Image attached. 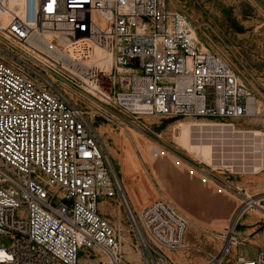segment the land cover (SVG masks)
<instances>
[{
	"label": "built area",
	"instance_id": "1",
	"mask_svg": "<svg viewBox=\"0 0 264 264\" xmlns=\"http://www.w3.org/2000/svg\"><path fill=\"white\" fill-rule=\"evenodd\" d=\"M67 61L85 63L86 80ZM251 95L167 0H0V236L11 239L0 246V264H77L83 251L99 253L97 264H182L176 258L190 248L204 253L202 264H264V248L252 249L254 257L230 253L246 240L239 218L264 209V198L236 187L241 204L232 219L201 229L221 240L219 249L186 244L189 220L170 201L137 209L129 202L88 111L96 101L131 123L186 122L195 139L211 141L220 167L257 174L264 144L241 124ZM105 199L123 208L135 262L124 257L120 228L100 212Z\"/></svg>",
	"mask_w": 264,
	"mask_h": 264
},
{
	"label": "rangeland",
	"instance_id": "2",
	"mask_svg": "<svg viewBox=\"0 0 264 264\" xmlns=\"http://www.w3.org/2000/svg\"><path fill=\"white\" fill-rule=\"evenodd\" d=\"M167 1L170 12L190 18L201 49L221 56L244 80L259 109L257 114L248 110L241 124L264 132V0ZM96 109H101L106 119L97 116ZM88 111L129 202L137 209L156 198L170 201L189 220L186 244L207 252L219 249L221 240L201 229L210 224L220 229L232 219L241 204L236 187H242L240 194L247 190L264 198V194H258L264 193V171L239 174L205 165L178 145L173 137L176 129L167 120L143 116L141 121L131 123L128 117L96 101H91ZM199 169L219 175L230 183L231 189L223 191L209 181L206 183ZM263 203L260 204L264 206ZM99 207L102 215L120 228L124 257L135 262L138 252L128 248L131 241L123 208L109 199ZM262 212L261 207H253L239 218L237 232L246 240L236 249L232 246L231 254L239 250L254 257L253 250L264 248ZM10 243L9 237L0 236V246L7 248ZM179 254L176 259L182 264L205 261L204 253L193 248ZM101 258L95 251H83L77 264H97Z\"/></svg>",
	"mask_w": 264,
	"mask_h": 264
},
{
	"label": "bare ground",
	"instance_id": "3",
	"mask_svg": "<svg viewBox=\"0 0 264 264\" xmlns=\"http://www.w3.org/2000/svg\"><path fill=\"white\" fill-rule=\"evenodd\" d=\"M195 36L196 33L194 32ZM197 37V36H196ZM62 38V37H60ZM60 41H63V38L60 39ZM204 50V47H203ZM206 50V49H205ZM65 66L71 70L74 71L81 79L86 80L88 71H87V65L83 62L78 63L75 61H67L65 63ZM248 109L250 111H253L254 114H257L256 112L258 108V104L256 100L252 97L248 99ZM179 124H177L176 132L174 133V138L178 145H180L183 149H185L187 152L194 156V158H198L201 162L208 164L213 167H220L219 164L214 161V155H213V147L211 145V141L209 139L203 137L202 135L199 136V138L195 139L194 135L192 134V128L188 125L186 122L179 121ZM254 135L257 137V139L260 140L261 144H264V132L260 130H254ZM256 139V138H255ZM259 195H263L264 193H258ZM263 209V208H262ZM0 254H3L2 251H0Z\"/></svg>",
	"mask_w": 264,
	"mask_h": 264
}]
</instances>
